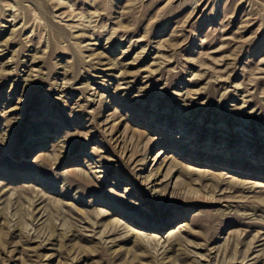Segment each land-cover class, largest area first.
<instances>
[{
	"label": "rangeland",
	"instance_id": "1",
	"mask_svg": "<svg viewBox=\"0 0 264 264\" xmlns=\"http://www.w3.org/2000/svg\"><path fill=\"white\" fill-rule=\"evenodd\" d=\"M0 264H264V0H0Z\"/></svg>",
	"mask_w": 264,
	"mask_h": 264
},
{
	"label": "bare ground",
	"instance_id": "2",
	"mask_svg": "<svg viewBox=\"0 0 264 264\" xmlns=\"http://www.w3.org/2000/svg\"><path fill=\"white\" fill-rule=\"evenodd\" d=\"M85 181H87V180H85ZM154 191V190H153Z\"/></svg>",
	"mask_w": 264,
	"mask_h": 264
}]
</instances>
